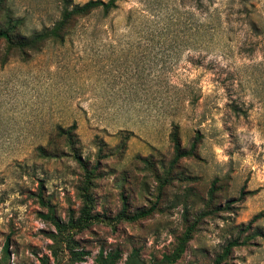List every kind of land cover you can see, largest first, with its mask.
<instances>
[{
  "label": "rangeland",
  "instance_id": "obj_1",
  "mask_svg": "<svg viewBox=\"0 0 264 264\" xmlns=\"http://www.w3.org/2000/svg\"><path fill=\"white\" fill-rule=\"evenodd\" d=\"M61 8L0 0V28L9 16L30 36ZM209 13L204 23L197 0H124L25 56L0 40V258L8 241V264H55L44 215H78L76 152L94 170L95 212L113 217L123 197L130 212L155 209L75 233L90 255L72 263L64 251L59 264H95L100 249L119 250L116 264H130L133 250L152 264L202 212L175 264H213L234 238L245 243L223 264H264V0H212ZM72 124L73 149L59 133ZM174 131L184 149L199 138L169 172Z\"/></svg>",
  "mask_w": 264,
  "mask_h": 264
},
{
  "label": "trees",
  "instance_id": "obj_2",
  "mask_svg": "<svg viewBox=\"0 0 264 264\" xmlns=\"http://www.w3.org/2000/svg\"><path fill=\"white\" fill-rule=\"evenodd\" d=\"M122 1L124 0H87L84 3H73L72 0H62L60 16L52 26L34 32L30 36H24L17 31V27L21 24L19 19H12L8 16V25L0 28V40L5 41L7 54L12 51H18L22 56H25L28 53L38 51L40 47L47 42H63L65 29L77 18H82L93 13L101 15V17H106L111 11L117 9L119 3ZM197 2L201 9L206 13L204 23H207L211 18L213 19L212 13H209L212 0H197ZM4 62H6V60H4ZM75 128V124H72L67 129L59 128V133L68 138V143L72 149L74 148L73 130H75ZM177 134V131H174L172 134L174 141V155L169 164V172L181 158L193 155L195 143L199 138V135H197L190 148L184 149L178 142ZM73 157L84 172V180L79 191L81 206L78 210V215L75 216L74 213H70L68 219L63 221L55 216L53 209L50 207L44 215L54 227V232H51L49 236L53 243L49 247L55 264H59V257L64 251L68 252L72 263L83 262L86 257L90 255L88 251L79 248L78 242L74 238L75 233L90 227L98 221L106 220L107 224L112 226L120 221L135 222L151 215L155 209V206L151 205L147 208L130 212L128 210L127 199L123 197L121 208L113 217H109L105 213L100 215L98 212H95V199L92 191V175L94 170L89 168L88 164L76 152H73ZM167 182V177H165V179L160 182L159 189L161 190ZM241 195H243V192H241ZM204 215H206V212L200 213V215H197L191 222L186 224L182 234L177 237V242L172 251L168 254H164L161 260L153 262L152 264H175L186 251L187 245L192 239L193 233L197 229L201 217ZM254 220L255 217L252 218V221ZM251 222L245 229L250 227ZM243 243L245 242H240L239 238L229 240L224 246L223 251L215 257L213 264H223L222 261L226 259L230 250ZM132 253V262L130 264H138L135 260L137 250H133ZM7 257L8 241H5L0 264H8ZM119 258L120 252L117 249L110 252H105L103 249H100L93 261L95 264H116ZM49 261L50 259L48 256L40 258V264H48Z\"/></svg>",
  "mask_w": 264,
  "mask_h": 264
}]
</instances>
